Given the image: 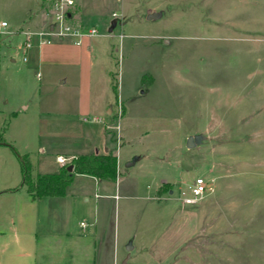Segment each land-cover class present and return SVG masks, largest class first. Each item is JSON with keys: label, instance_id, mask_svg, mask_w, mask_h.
<instances>
[{"label": "rangeland", "instance_id": "obj_1", "mask_svg": "<svg viewBox=\"0 0 264 264\" xmlns=\"http://www.w3.org/2000/svg\"><path fill=\"white\" fill-rule=\"evenodd\" d=\"M40 1L0 0V21L8 25V35H0L5 140L28 156L35 172L38 159L51 165L59 153L88 151L96 140L92 114L87 104L73 113L72 108L97 102L101 78L114 72L117 97L110 87L115 111L108 133L121 157L122 198L107 218L118 226L119 237H128L126 245L135 246L127 264H264V0H74L80 6L74 21L98 30L89 47H79L87 88L75 85V71L59 84L58 67L35 68L30 48L28 62L23 60L26 49L17 31L38 19ZM148 12L161 16L148 19ZM45 20L52 22V15ZM239 23L255 27L244 35L263 40L240 42L238 36H246L237 32ZM9 42L16 50L5 48ZM195 134L202 141L188 148L186 139ZM136 156L139 162L127 166ZM167 177L174 179L161 183ZM198 177L219 194L208 196L214 199L205 201L201 213L203 202L192 206L197 228L184 249L193 226L180 203L167 197L175 188L182 197ZM13 179H21L17 154L0 145V187ZM22 194L27 196L24 189ZM23 202L21 195L0 199V220L10 205L17 232L27 229L19 220L31 213L41 232V205L33 211ZM78 202L90 209L93 196L88 204ZM80 210L67 218L85 221ZM237 216L239 225H231Z\"/></svg>", "mask_w": 264, "mask_h": 264}, {"label": "crops", "instance_id": "obj_2", "mask_svg": "<svg viewBox=\"0 0 264 264\" xmlns=\"http://www.w3.org/2000/svg\"><path fill=\"white\" fill-rule=\"evenodd\" d=\"M38 19L30 20L29 26L24 29L17 31L22 36V44L25 41L24 32H38L47 30L49 24L46 22L45 17L51 13V9L46 11L40 1ZM80 12V6L74 1V5L70 8L69 23L76 27H82L79 21H74L76 15ZM149 13V12H148ZM250 23V22H247ZM246 24V23H244ZM222 25L226 26V23ZM242 23L236 26L237 32L243 36V32L251 33L255 27H241ZM250 25V24H249ZM8 28V25H7ZM83 28V27H82ZM238 33V34H239ZM246 37H239L238 40L255 43L257 40L262 38L250 39L249 35ZM8 35V33H6ZM36 36L33 37V39ZM32 39V42L34 41ZM89 37L84 38L81 44H75L74 39L69 37L68 40L58 39L56 44L53 46H47L49 44H41L39 39L36 37L35 44L30 47L33 50L32 65L35 68L40 69L43 67H58L60 74L58 77L59 84H66V74L69 71H75L74 83L76 86H85L83 84L84 78H82V72L79 67L80 48L82 45L89 47L91 41ZM263 42V43H262ZM261 45L264 47V40ZM5 48L16 50L11 43L5 44ZM25 48V47H24ZM26 49V48H25ZM29 49V48H28ZM23 57L25 62H28L27 52ZM9 57H12L9 53ZM26 58V59H24ZM14 62V60H11ZM37 78H41L40 72L37 73ZM89 83V81H88ZM110 78L108 72L105 74L104 79L99 83V88L96 89L98 95L96 96L97 102H85L83 101L73 106L72 113L81 109L82 106L86 105V111L92 114L93 121L90 125L95 138L88 146L89 150L84 151L81 154H69L59 153L57 156H63L67 162L72 158L83 154H90L94 152L103 153L108 148H111L109 133L111 129V122H113V113L115 111L114 105L111 103L110 94ZM80 90V88H79ZM91 99V98H90ZM26 108V107H24ZM70 113V109H68ZM83 120H87L83 118ZM121 135V133H120ZM98 146H100L98 148ZM92 150V151H91ZM42 152V150H41ZM57 156L54 159V164L47 165L45 159H38L36 162L37 173H51L57 171L61 164L57 162ZM135 165L139 162V156L135 157ZM121 157L117 154V177L115 180L101 179L90 174H76L72 182L67 186L65 194L62 196H45L36 200H31L29 194L24 186H21L20 182L13 179V183H4L0 187V199H8L21 195L23 198V206H27L29 210H35L38 204L41 205L42 218L40 225L42 228L41 232H38L37 227L39 221H37L36 214L32 213L29 215L30 218H20L19 222L24 223V227H27V231L17 232L13 223L12 212L10 205L4 207L6 211V219L4 222L0 220V264H119L124 259V264H127L132 257L134 247L128 249L127 240L128 237H119L118 226L116 223L111 224L110 219L107 218L112 210V205L118 208L119 201L122 198L120 194V172H121ZM119 178V179H118ZM174 178H164L162 182L171 181ZM120 181V180H119ZM161 185L158 186V189ZM26 191L27 196L22 194V191ZM102 190V191H101ZM177 190L178 194H175ZM170 190L169 194L173 196L167 197L170 201H178L180 209L183 212L182 215L189 218L188 225L193 226V229L189 236L184 240V249H187L189 241L193 238V230L197 228L196 222L197 217L194 218L191 208L192 206L202 203L200 213L206 210L207 203L205 201L214 199L208 197L210 195H218L219 192L212 190L208 192L199 202H185L182 197H179V188ZM93 196V204L90 209L79 207L78 199L81 198L86 204L90 202V196ZM177 196V197H175ZM6 197V198H5ZM206 197V198H205ZM208 197V198H207ZM139 198V197H137ZM181 198V199H179ZM112 201L113 204H112ZM218 204V203H216ZM82 209V215H84L85 221H76L68 219V215L76 212V210ZM201 216V215H200ZM68 217V218H67ZM190 217L193 219L191 221ZM232 219L231 225H239L240 219ZM84 223L83 226L81 224ZM185 223V221H184ZM13 230L12 233H5L6 229ZM39 233V234H38ZM126 246V247H125ZM217 256V255H216ZM184 258L190 259L192 256H184Z\"/></svg>", "mask_w": 264, "mask_h": 264}, {"label": "trees", "instance_id": "obj_3", "mask_svg": "<svg viewBox=\"0 0 264 264\" xmlns=\"http://www.w3.org/2000/svg\"><path fill=\"white\" fill-rule=\"evenodd\" d=\"M54 0H41L46 11L51 9ZM110 85L116 95L117 83L114 72H109ZM0 145H8L17 154L21 170V186L26 188L31 200L45 196H62L67 186L72 182L76 174H90L97 178L115 180L117 177V154L112 148L105 152H94L83 154L72 158L62 165L57 171L51 173H37L33 170L32 164L27 155L19 154L15 148L3 137L0 130ZM73 165L69 171L68 165ZM161 192V190H159Z\"/></svg>", "mask_w": 264, "mask_h": 264}, {"label": "built area", "instance_id": "obj_4", "mask_svg": "<svg viewBox=\"0 0 264 264\" xmlns=\"http://www.w3.org/2000/svg\"><path fill=\"white\" fill-rule=\"evenodd\" d=\"M74 5V0H54L51 6L52 22H50L47 30L38 32H24L25 41L24 47L26 49L32 46V39L36 36L41 44H49L53 38H73L75 44H81L84 38L93 37L98 34V30L94 27L85 30L82 27H76L69 23L70 8ZM117 14L114 12L113 16ZM7 23L0 21V35L6 34ZM26 59V58H24ZM117 115L118 119L122 116V103L117 101ZM118 132V126L116 127ZM118 139L119 135L117 134ZM57 162L66 165L67 160L63 156H57ZM212 189L207 182L198 177L194 179L193 183L188 187V191L181 193L182 199L185 202H196L202 199Z\"/></svg>", "mask_w": 264, "mask_h": 264}, {"label": "water", "instance_id": "obj_5", "mask_svg": "<svg viewBox=\"0 0 264 264\" xmlns=\"http://www.w3.org/2000/svg\"><path fill=\"white\" fill-rule=\"evenodd\" d=\"M159 16H161V13H159V12H150V13H148V19H155V18H158ZM114 25H112L111 26V28H109V31L111 32L112 31V27H113ZM202 138H203V136L201 135V134H195V135H189L188 137H187V139H186V146L188 147V148H192V147H194L195 145H198V144H200L201 143V141H202ZM135 159L136 158H134L131 162H129L128 164H127V166H131L134 162H135ZM67 169L69 170V171H71L72 169H73V165H68L67 166ZM130 245V244H129ZM128 249H131V246H128Z\"/></svg>", "mask_w": 264, "mask_h": 264}]
</instances>
